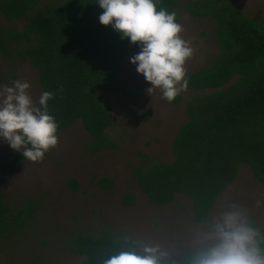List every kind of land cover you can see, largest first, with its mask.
<instances>
[{
  "label": "trees",
  "instance_id": "16d2710c",
  "mask_svg": "<svg viewBox=\"0 0 264 264\" xmlns=\"http://www.w3.org/2000/svg\"><path fill=\"white\" fill-rule=\"evenodd\" d=\"M39 2L0 0V17L24 20ZM158 7L175 11L177 19L183 8L217 22L218 55L188 76L194 89L211 91L187 102L188 121L175 137L174 159L135 169L141 189L155 206H167L177 193H185L193 200L198 222L214 210L242 163L264 184V18L241 13L229 0H193L185 5L180 0H159ZM102 11L96 0H63L29 19L22 31L0 25V56L15 54L30 60L42 89L55 94L49 110L58 121V135L81 120L93 137V153L116 145L108 136L113 111L100 88L135 96L120 72L127 55L140 50L139 42L122 39L111 25L99 21ZM7 80L0 61V81ZM22 157H15L12 165ZM8 168L0 163V177ZM99 183L107 188L114 180L103 177ZM67 184L74 191L80 189L77 178H69ZM122 202L134 206L136 196L126 194ZM37 214L35 202L16 208L0 191V245L26 231ZM124 238L78 233L71 240V251L83 256L81 264H103L125 244Z\"/></svg>",
  "mask_w": 264,
  "mask_h": 264
},
{
  "label": "rangeland",
  "instance_id": "374dc122",
  "mask_svg": "<svg viewBox=\"0 0 264 264\" xmlns=\"http://www.w3.org/2000/svg\"><path fill=\"white\" fill-rule=\"evenodd\" d=\"M60 1L63 0H40L26 19L16 22L1 15L0 25L22 31L29 19ZM190 1L193 0H180L182 5ZM229 1L247 16L264 18V0ZM178 14L184 28L181 35L191 41L193 48L186 61L188 78L194 71L209 66L218 55L217 22L212 17L194 16L183 8H179ZM137 52L127 55L120 72L121 81L136 91L135 96L100 88L113 111L108 136L115 142L114 147L91 152L93 137L77 120L59 135L58 144L43 160L33 162L22 157L12 165L22 152L0 139V163L9 165L0 177V191L16 208L28 201L38 206L34 223L0 245V264H81L83 256L71 251V240L78 233L171 244L177 255L193 243L191 237L197 221L192 198L180 192L171 204L155 206L141 189L135 169L174 159L175 137L188 121L187 102L211 90H196L188 84L171 102L162 98L158 90L151 95L147 92L151 82L130 62ZM0 61L8 79L0 81V89L11 85V76L15 74L17 79L30 82L28 91L38 100L43 89L38 70L30 60L13 54L11 58L1 55ZM71 177L80 181L79 190L68 186ZM103 177L112 178L113 185L103 187L99 183ZM126 194L136 196L134 206L123 204ZM227 201L245 207L250 218L264 228V184L248 164H241L237 179L218 197L214 210Z\"/></svg>",
  "mask_w": 264,
  "mask_h": 264
},
{
  "label": "clouds",
  "instance_id": "9594fccd",
  "mask_svg": "<svg viewBox=\"0 0 264 264\" xmlns=\"http://www.w3.org/2000/svg\"><path fill=\"white\" fill-rule=\"evenodd\" d=\"M103 11L99 21L111 25L121 38L139 42L141 49L130 57L136 70L151 82L147 92L158 90L171 102L187 89L186 61L193 54L191 41L181 33L175 11L158 7L159 0H96ZM27 80L16 79L0 89V139L37 162L59 142L58 121L49 110L54 92L43 90L34 100ZM193 243L181 254L172 245L125 237V244L103 264H264V228L248 210L227 201L198 218Z\"/></svg>",
  "mask_w": 264,
  "mask_h": 264
}]
</instances>
